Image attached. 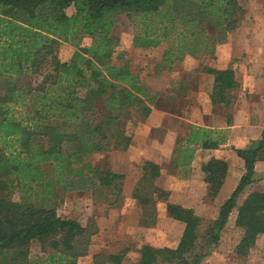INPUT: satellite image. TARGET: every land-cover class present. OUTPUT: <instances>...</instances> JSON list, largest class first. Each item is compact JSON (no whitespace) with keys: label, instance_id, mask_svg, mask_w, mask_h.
<instances>
[{"label":"trees","instance_id":"trees-1","mask_svg":"<svg viewBox=\"0 0 264 264\" xmlns=\"http://www.w3.org/2000/svg\"><path fill=\"white\" fill-rule=\"evenodd\" d=\"M71 7L75 12L68 15ZM245 13L239 0H0V264H36L30 258L34 244L47 255L41 264H78L88 255L97 226L61 217L52 205L59 188L122 194L124 175L85 160L96 153L127 151L132 144L128 122L137 113L147 118L154 103L140 76L113 62L118 17L144 21V38L134 39V45L143 48L158 45L156 32L167 37L181 25L180 46L164 53V68L171 70L184 54H211L223 43L222 36L239 28ZM209 27L213 32L206 38ZM80 35L91 38L92 44L77 47L72 58L62 62L59 45L78 46ZM203 71L214 76L212 102L229 105L238 88L236 71ZM9 104L26 107L28 116H11ZM215 143L203 147L217 148ZM235 152L244 161L245 174L204 232L202 218L193 209L170 203V192L156 184L161 167L144 162L133 192L142 209L140 224L154 227L157 206L164 202L168 217L185 229L175 248L144 245L137 264H201L220 243L235 209L236 227L243 230L237 255L245 257L256 247L264 236V186L252 190L240 206L238 201L254 183L256 165L264 162V130L258 140ZM228 168L217 159L202 165L210 198L219 194ZM15 190L21 194L19 201L12 198ZM129 252L100 253L92 264H122Z\"/></svg>","mask_w":264,"mask_h":264},{"label":"rangeland","instance_id":"rangeland-1","mask_svg":"<svg viewBox=\"0 0 264 264\" xmlns=\"http://www.w3.org/2000/svg\"><path fill=\"white\" fill-rule=\"evenodd\" d=\"M241 2L246 13L239 28L243 27L244 33L235 35L234 32L227 37L222 36L220 40L223 39V43L217 44L227 45L228 43H233L231 51L224 53L225 59H231L232 67L236 71L239 80L242 81L240 83L244 85L238 92L233 91L231 94L235 106L238 104L237 95H239L242 89L249 92L248 97L256 94L257 91H264V0H241ZM74 12L73 7L66 11L68 15H72ZM145 27L146 24L141 18H128L126 15L118 17L113 31V36L119 40V44L115 49L114 64L119 66L126 65L134 74H138L144 80L148 78L146 76H151L150 74L155 76L160 72L174 73L177 71L176 73L179 76L205 73L203 68H212L215 67V63L218 64V58L215 56L216 51H213L211 54L200 52L195 56L184 54L182 61L177 60L171 71L165 69L163 65L164 53L172 45L175 48L180 46L181 37H178V33L182 32V27L178 25L176 29H170L167 37H165L164 33L162 36H158L156 32L153 37L158 40V45L156 46L150 48L137 47L134 45V39L137 36L144 38ZM207 29L206 35H208H205L206 38L210 37L213 32L210 27ZM217 35L219 36V34ZM214 36L215 34H213L211 39ZM245 36L248 38L242 45L248 46L246 51L244 47L242 50L239 46V42L243 41V37ZM77 43L78 46L72 42L61 43L59 45L58 57L62 62H68L76 52L77 47L91 45L92 39L88 36L80 35ZM210 44L211 42H209L208 46ZM196 64L198 67L195 70ZM247 78L250 80L248 83L245 82ZM257 79L262 81H256ZM144 84L149 89V98H152L154 95L150 87L146 83ZM208 84L210 85V83ZM3 88V85L0 83V97L4 93ZM146 104L150 105L148 99L146 100ZM234 105L232 106L233 110L235 109ZM8 108L10 110L9 114L18 120H22L28 116L30 111L22 105L15 104H9ZM147 118L139 116L137 113L132 117L133 121L128 122L126 131L132 136V140L138 128L144 126ZM2 148L3 144L0 143V150ZM85 160L86 162L90 161L92 165L103 170L107 168L113 173L124 175L125 178L120 197L113 196L111 190H81L75 187L63 190V188H59L57 199H54L53 204L51 203L57 208L58 214L63 218L75 219L83 226H90L92 223H95L97 226V232L92 237L89 253L87 256L80 258L78 264H92L93 258L97 254H115L126 249H130L131 252L126 254L122 264H137L140 258L138 251L144 245L177 247L184 226L168 217L166 211L167 203L162 202L158 204V220L154 227H144L140 224L142 209L139 202L133 198L134 189L142 177L143 162L140 159H134V155L128 153V150H115L108 153H96L87 156ZM45 171L51 173L52 168L46 167ZM168 176L162 182L165 188L162 189L167 191L169 190L168 187L172 184ZM263 186L264 163L257 166L255 181L247 190L261 189ZM230 187V185L227 186L222 192L220 190L221 194H218L213 199L205 197L202 203L193 199L194 196H187L192 201L196 200L195 202L200 206L198 216L203 220L201 232H204L208 225L217 218L222 203L225 202L231 191ZM171 196L170 193L169 202L172 201ZM12 198L15 201H19L21 198L20 192L15 190ZM233 223L234 221H231L226 226L220 243L211 251L210 255L202 260L201 264H264V236L259 238L256 247L245 257H239L236 248L243 236V230L236 227ZM46 256L37 244L31 247L30 258L32 262L41 264V260L46 258Z\"/></svg>","mask_w":264,"mask_h":264},{"label":"crops","instance_id":"crops-1","mask_svg":"<svg viewBox=\"0 0 264 264\" xmlns=\"http://www.w3.org/2000/svg\"><path fill=\"white\" fill-rule=\"evenodd\" d=\"M239 2L244 7L241 0ZM244 31L243 27H240L235 31V35L243 34ZM247 38L245 36L243 41L239 42V46L242 50L244 47L245 51L248 46L242 44ZM232 46L233 43H228L214 47L218 64L215 63V67L211 66L212 68L217 70L233 68L231 59H225L224 55L226 51H231ZM197 67L196 64L195 70ZM176 72H160L155 76L150 74L151 76H146L150 77L146 80L140 77L142 83L150 87L154 103L144 126L139 127L133 137L128 153L133 154L134 159H140L143 165L144 162L151 161L161 167V176L156 182L159 187L164 188L162 182L170 174L168 176L172 181L168 187L172 195L170 203L193 209L198 215L200 206L195 201L202 203L205 197H209V187L204 181L205 175L202 171L203 164L212 159L228 163L229 168L221 192L229 185L231 191L225 201L245 174L244 161L238 157L235 150L247 148L252 141L261 137L264 130V91H257L248 97L249 92L242 89L237 95L236 106L232 97L229 105L215 104L211 98L214 76L206 73L179 76ZM236 79L238 88L234 92H238L244 86L237 74ZM245 82L248 83L250 80L247 78ZM215 142L218 144L217 148L203 147L204 144ZM262 163L264 162L256 165V170ZM250 192L246 190V194L240 197L238 206ZM187 196H194L193 199L196 200L192 201ZM237 214L238 211L235 209L227 225L234 221L233 224L236 226ZM177 223L184 226L181 232L183 234L185 225Z\"/></svg>","mask_w":264,"mask_h":264}]
</instances>
